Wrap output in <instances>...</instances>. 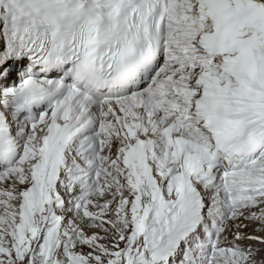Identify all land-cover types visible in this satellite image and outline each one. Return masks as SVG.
I'll return each instance as SVG.
<instances>
[{
  "label": "snow or ice",
  "instance_id": "6c2138e0",
  "mask_svg": "<svg viewBox=\"0 0 264 264\" xmlns=\"http://www.w3.org/2000/svg\"><path fill=\"white\" fill-rule=\"evenodd\" d=\"M0 264H264V0H0Z\"/></svg>",
  "mask_w": 264,
  "mask_h": 264
}]
</instances>
